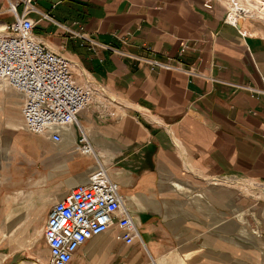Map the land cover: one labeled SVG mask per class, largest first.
Instances as JSON below:
<instances>
[{
    "label": "crops",
    "instance_id": "crops-1",
    "mask_svg": "<svg viewBox=\"0 0 264 264\" xmlns=\"http://www.w3.org/2000/svg\"><path fill=\"white\" fill-rule=\"evenodd\" d=\"M207 2L31 0L35 34L112 97L109 117L91 106L79 121L145 235L126 243L114 226L86 241L69 264H264V197L259 238L247 240L245 229L233 232L230 216L216 211L211 183L189 195L192 186L182 178L189 169L203 180L237 176L264 184V93L243 87L264 90V16L238 28L224 22L225 4ZM9 7L0 0V27L15 20ZM69 30L103 46L81 45ZM130 55L173 68H152ZM24 131L20 95L0 87V222L22 223L25 207L36 204L28 186H16L25 169H66L71 187L95 169L79 153L77 127H67L60 144ZM223 189L219 199L230 206ZM50 208L39 212L38 227ZM32 248L48 251L45 238Z\"/></svg>",
    "mask_w": 264,
    "mask_h": 264
},
{
    "label": "built area",
    "instance_id": "built-area-1",
    "mask_svg": "<svg viewBox=\"0 0 264 264\" xmlns=\"http://www.w3.org/2000/svg\"><path fill=\"white\" fill-rule=\"evenodd\" d=\"M7 1L15 20L0 27V87L13 89L20 95L23 128L60 144L66 137V128L77 127L80 130L75 137L77 148L82 154L95 155L79 115L91 106L100 112L108 97L106 89L87 71L82 74L85 83H79L73 72L74 62L51 49L35 34V22L29 14L36 8L31 0ZM212 1L208 0L206 6L212 7ZM236 1L231 0V3L235 6ZM241 1L244 3L245 0ZM21 4H24L23 12L19 14L17 9ZM226 7L224 22L235 27L239 20L258 18L245 9L234 13L233 8ZM42 16L52 19L48 14L43 13ZM69 31L82 39L81 45L88 42L92 47L103 46L80 31ZM130 56L152 68H173L168 62L145 55ZM175 68L181 69L179 66ZM243 87L264 93V90ZM253 183L256 189L264 192L263 183ZM114 226L120 229L118 238L126 243L142 240L136 218L125 204L119 184L105 165L99 164L86 181L72 186L52 204L44 227L49 264H69L86 241Z\"/></svg>",
    "mask_w": 264,
    "mask_h": 264
},
{
    "label": "rangeland",
    "instance_id": "rangeland-1",
    "mask_svg": "<svg viewBox=\"0 0 264 264\" xmlns=\"http://www.w3.org/2000/svg\"><path fill=\"white\" fill-rule=\"evenodd\" d=\"M220 1L226 6L231 8L233 7L232 3L229 5V1ZM252 1L255 2L254 0ZM240 2L241 0H237L236 5ZM73 72L76 80L79 83L84 84V77L74 68ZM107 95L108 97L105 101L104 107L101 108V111L99 112L100 116L103 118L106 117L107 114L109 117V107L111 106V101H113L112 97L109 94ZM23 130L25 129L23 128ZM77 131H79L78 128ZM44 139L49 141V139L45 136ZM79 153L81 152L79 151ZM82 155H86L84 157L87 161H89L90 165L95 166V169L99 166L95 155ZM107 162H109L108 159ZM108 167H110V164H108ZM107 170L109 172L110 169L107 168ZM188 170L186 169L182 178L188 180V183L192 186V189L188 192L189 195L192 194L191 191L201 195V192L206 191V189L203 191L201 186L206 187L207 182L211 183V186L214 188L212 193H215V202L220 203L219 206L215 205V209L216 211H225L230 216L231 222L235 225L231 228V230L234 232L239 228L243 230L245 229L248 234L247 240H252L254 237L259 238V199L264 197V192L260 189H256V184L253 183L255 181H249L237 176V178L235 176L227 178L206 177V179L203 180L198 178L196 173H191ZM24 173L25 174L22 175L23 180H17L16 186H28L30 190L29 196L32 194L33 201L34 198L36 199V206L33 205L25 207L29 212L24 217V221L22 223H14L12 221L0 222V264H49L47 250L39 251L38 253L36 251L33 252L32 245L38 243L42 244L44 240V228L42 229L38 227L39 224L37 222V218L39 212H41L45 207L50 208L51 204L55 200L64 196L70 190L72 184V179H70V177L72 176L66 169H25ZM4 180L5 174L3 173V175H0V182ZM196 186L199 187L198 190H196ZM223 188L228 189V192L231 193L230 206L222 203L223 201L219 199L221 197L218 196V193L220 190H225ZM217 218L219 217L216 216V219ZM237 219H240V222H237ZM28 220H30V222L34 221L30 223L32 228L29 231L26 230ZM140 231L142 236L145 238L142 228ZM141 247L144 249L143 244H141Z\"/></svg>",
    "mask_w": 264,
    "mask_h": 264
},
{
    "label": "bare ground",
    "instance_id": "bare-ground-1",
    "mask_svg": "<svg viewBox=\"0 0 264 264\" xmlns=\"http://www.w3.org/2000/svg\"><path fill=\"white\" fill-rule=\"evenodd\" d=\"M226 1L230 2V0H226ZM254 1L258 3H255L252 0H245L244 3L241 1L239 4L237 5L235 4V6L233 5L232 8L234 10V13H237L241 9H245L246 11L251 12L253 16L256 17H262V15L264 16V0H254ZM83 73L84 72H82V74Z\"/></svg>",
    "mask_w": 264,
    "mask_h": 264
},
{
    "label": "water",
    "instance_id": "water-1",
    "mask_svg": "<svg viewBox=\"0 0 264 264\" xmlns=\"http://www.w3.org/2000/svg\"><path fill=\"white\" fill-rule=\"evenodd\" d=\"M242 23H243V20H239L238 24H237V27L238 28H241L242 27Z\"/></svg>",
    "mask_w": 264,
    "mask_h": 264
}]
</instances>
